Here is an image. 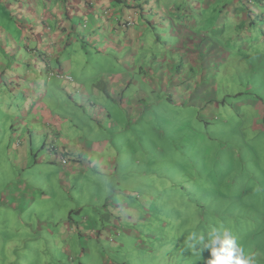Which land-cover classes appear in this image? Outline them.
Here are the masks:
<instances>
[{"label": "rangeland", "instance_id": "1", "mask_svg": "<svg viewBox=\"0 0 264 264\" xmlns=\"http://www.w3.org/2000/svg\"><path fill=\"white\" fill-rule=\"evenodd\" d=\"M216 29L206 33L212 42L209 53L191 66L192 83L183 82L188 93L173 97L182 106L170 105L163 91L150 93L138 78L135 93L127 94L134 95L131 102L101 105L110 117H102L100 126H107L88 140L97 150L93 167L108 166L107 177L81 179L76 186L81 195L74 189L68 197L60 189L51 202L38 198L21 220L1 192L7 181L23 184L28 172L0 143V264H207L210 252L194 253L186 238L221 225L246 254H255V264H264V46L233 36L226 27ZM149 50L147 45L142 54ZM79 53L72 58L73 72L67 73L69 100L62 98L60 106L74 112L68 137L92 125L95 115L91 107L86 114L77 111L76 87L89 91L91 75L109 67L90 51ZM143 60L136 72L159 66L150 56ZM118 70L114 64L112 76ZM58 124L63 123H54L59 131ZM105 142L112 147L107 145L104 155L115 158L117 168L98 165ZM35 159L33 154L31 162ZM33 177L48 187L39 175ZM123 208L137 210L134 219L127 221ZM66 221L74 225H61ZM80 223L90 227L88 232Z\"/></svg>", "mask_w": 264, "mask_h": 264}, {"label": "crops", "instance_id": "2", "mask_svg": "<svg viewBox=\"0 0 264 264\" xmlns=\"http://www.w3.org/2000/svg\"><path fill=\"white\" fill-rule=\"evenodd\" d=\"M218 1L0 0V143L5 142L6 151L28 172L23 184L5 183L1 196L6 205L12 204L9 210L20 211L17 217L22 220L20 214L27 213L38 198L51 202L60 189L68 197L74 189L81 195L76 189L81 179H88L92 174L106 179L108 166L103 164L117 168L116 159L104 155L110 144H103L98 160V165L103 166H98L97 170L92 164L97 150L88 140L98 128L107 126H100L102 117H110L107 108L101 105L109 101L118 102L117 105L131 102L134 95L127 94L135 93L137 78L150 93L163 91L170 105L177 92L186 95L183 82L192 83L188 78L191 66L211 48L207 31L226 27L234 31L233 36L243 35L247 42L255 40L256 45L264 46V0H257L258 4L254 0H246V4L244 0ZM237 30L242 34H237ZM259 34L263 37L257 38ZM147 45L149 52L142 54ZM88 51L100 60H107L109 67H102L91 75L89 91L76 87L80 100L74 105L79 106L78 112L85 114L91 107V112L99 115V119L92 115V125H82L76 135L68 137L73 131L68 119L74 112L60 106L62 98L69 100L66 88L70 82L58 75L73 72L72 58L79 52L77 56L87 55ZM149 56L159 60L158 68L143 71L140 67L136 72L137 62L142 63ZM114 64L119 70L112 76ZM204 65L201 64L202 68ZM174 68H178L176 75ZM180 70L182 72L178 73ZM142 95L147 96L146 92ZM182 103L175 99L174 105L182 106ZM60 121L63 125L58 124V131L54 123ZM110 124L115 127L118 122ZM50 139L61 145L69 167L56 164L59 157L51 155ZM38 151L42 153L40 157ZM33 154L36 159L31 162ZM36 174L47 181L48 187L34 179ZM65 209H69L68 206ZM121 213L131 221L137 210L123 208ZM67 219L73 222L71 215ZM70 221L61 225H74ZM79 228L86 232L90 229L82 223ZM107 229L116 231L109 226Z\"/></svg>", "mask_w": 264, "mask_h": 264}, {"label": "clouds", "instance_id": "3", "mask_svg": "<svg viewBox=\"0 0 264 264\" xmlns=\"http://www.w3.org/2000/svg\"><path fill=\"white\" fill-rule=\"evenodd\" d=\"M185 243L194 253L209 251L211 258L207 264H255V254H246L238 238L222 225L206 232L194 231L187 236Z\"/></svg>", "mask_w": 264, "mask_h": 264}, {"label": "built area", "instance_id": "4", "mask_svg": "<svg viewBox=\"0 0 264 264\" xmlns=\"http://www.w3.org/2000/svg\"><path fill=\"white\" fill-rule=\"evenodd\" d=\"M63 80L66 82H72L71 77L68 75L63 76ZM48 149L51 153L59 157L61 166L64 167L67 166V164H70L69 160L63 155L62 147L59 143H57V141L50 139L48 143Z\"/></svg>", "mask_w": 264, "mask_h": 264}, {"label": "trees", "instance_id": "5", "mask_svg": "<svg viewBox=\"0 0 264 264\" xmlns=\"http://www.w3.org/2000/svg\"><path fill=\"white\" fill-rule=\"evenodd\" d=\"M61 75H64V74H61ZM61 75H58V76L61 78Z\"/></svg>", "mask_w": 264, "mask_h": 264}, {"label": "bare ground", "instance_id": "6", "mask_svg": "<svg viewBox=\"0 0 264 264\" xmlns=\"http://www.w3.org/2000/svg\"><path fill=\"white\" fill-rule=\"evenodd\" d=\"M61 76H65V75H61Z\"/></svg>", "mask_w": 264, "mask_h": 264}]
</instances>
